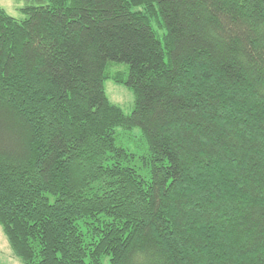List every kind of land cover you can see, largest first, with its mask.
<instances>
[{
	"label": "trees",
	"instance_id": "trees-1",
	"mask_svg": "<svg viewBox=\"0 0 264 264\" xmlns=\"http://www.w3.org/2000/svg\"><path fill=\"white\" fill-rule=\"evenodd\" d=\"M27 1L22 20L0 8V226L13 254L264 264V0ZM112 62L127 71L111 75ZM107 80L133 92L130 115ZM135 128L141 156L118 142Z\"/></svg>",
	"mask_w": 264,
	"mask_h": 264
},
{
	"label": "rangeland",
	"instance_id": "rangeland-1",
	"mask_svg": "<svg viewBox=\"0 0 264 264\" xmlns=\"http://www.w3.org/2000/svg\"><path fill=\"white\" fill-rule=\"evenodd\" d=\"M30 5L27 0H0V8L4 9L8 15L17 20L26 18L24 9ZM128 66L125 64L112 62L109 64L108 72L114 75L118 72H126ZM126 77V75H125ZM104 90L107 98L111 103L118 105L126 115H130L133 111L135 97L133 92L123 86L115 83L114 80H107L104 83ZM141 129L135 128L126 135L120 134L118 142L121 146L128 149L131 153L141 156L146 152V146L142 145ZM141 173L148 177V174L142 170ZM0 264H24V262L16 257L9 245V241L0 226Z\"/></svg>",
	"mask_w": 264,
	"mask_h": 264
}]
</instances>
